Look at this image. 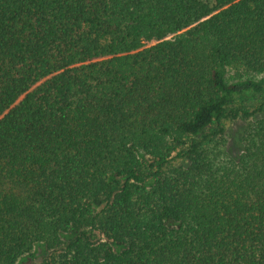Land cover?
I'll list each match as a JSON object with an SVG mask.
<instances>
[{"label": "trees", "instance_id": "trees-1", "mask_svg": "<svg viewBox=\"0 0 264 264\" xmlns=\"http://www.w3.org/2000/svg\"><path fill=\"white\" fill-rule=\"evenodd\" d=\"M248 92L264 0H0V264H264Z\"/></svg>", "mask_w": 264, "mask_h": 264}, {"label": "rangeland", "instance_id": "rangeland-1", "mask_svg": "<svg viewBox=\"0 0 264 264\" xmlns=\"http://www.w3.org/2000/svg\"><path fill=\"white\" fill-rule=\"evenodd\" d=\"M248 75V74H246ZM238 71H236L235 69H230L229 73H228V77L230 79V81H233L236 77H238ZM260 76L256 77L259 78ZM264 101V92L261 93H253V92H248L246 94V96L244 97V99H240L237 103V106L248 109V111H255L257 110L262 102ZM251 118V117H250ZM237 122V123H236ZM243 119L240 118L235 122H229V126H233V127H239V125L241 123H243ZM235 128V129H237ZM34 262L37 263H42L43 258L41 256H37L36 258H33ZM32 261H27L24 264H30Z\"/></svg>", "mask_w": 264, "mask_h": 264}]
</instances>
